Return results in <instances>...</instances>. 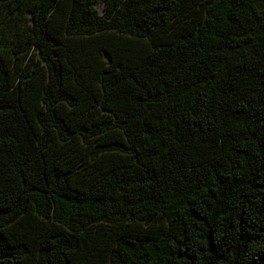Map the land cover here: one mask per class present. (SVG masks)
<instances>
[{
    "label": "trees",
    "instance_id": "16d2710c",
    "mask_svg": "<svg viewBox=\"0 0 264 264\" xmlns=\"http://www.w3.org/2000/svg\"><path fill=\"white\" fill-rule=\"evenodd\" d=\"M16 1L0 264H264V0Z\"/></svg>",
    "mask_w": 264,
    "mask_h": 264
},
{
    "label": "rangeland",
    "instance_id": "374dc122",
    "mask_svg": "<svg viewBox=\"0 0 264 264\" xmlns=\"http://www.w3.org/2000/svg\"><path fill=\"white\" fill-rule=\"evenodd\" d=\"M22 1V4L19 3V1H16L12 4V7L16 9V11H18L19 13H21V16L26 18V25L30 24V18H31V14H30V9L32 8V1L31 0H20ZM20 4V6H19ZM20 28L21 30H24L25 26L23 23H20Z\"/></svg>",
    "mask_w": 264,
    "mask_h": 264
}]
</instances>
